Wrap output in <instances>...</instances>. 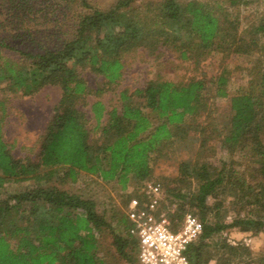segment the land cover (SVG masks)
<instances>
[{"label":"trees","instance_id":"trees-1","mask_svg":"<svg viewBox=\"0 0 264 264\" xmlns=\"http://www.w3.org/2000/svg\"><path fill=\"white\" fill-rule=\"evenodd\" d=\"M51 1L37 0L40 5H36L34 0H0V7L7 5L10 10V16L0 18V83L22 94L47 83L62 89L55 113L38 140V161L13 154L4 138L2 114L7 105L0 97V264H107L99 253L97 232L108 227L122 260L137 264V241L128 234L130 225L124 214L120 217L122 232H117L97 210L94 199L51 183L61 170L64 178L75 179L83 170L104 181L118 179L123 190L132 177L146 179L152 173L150 153L177 135L187 115L202 111L206 83L203 78L150 80L132 92L121 90L120 106L109 109L102 100L87 98L103 88L91 87L82 70L103 75L105 84H116L123 74V56L140 46L153 49L169 42L185 60L199 61L218 49L228 50V55H264V16L241 30L238 17L232 18L224 7L216 8L206 0H160L143 14L134 9L142 0H117L109 10L86 0H54L62 4L58 8L62 17L68 7L82 9L68 21V36L55 38L54 44L33 37L21 46L22 33L30 36L33 31L21 32L19 21L35 12V7L46 14L53 12ZM239 1L230 0L235 5ZM226 40L229 42L224 45ZM227 82L225 68L218 83ZM218 93L231 98L232 113L223 143L230 148L238 142L251 145L257 156L255 170L262 177L258 190L243 180L241 195L234 202L239 200L246 206L263 199L260 205L264 208V72L261 79H251L238 91L220 88ZM87 106L96 120L92 128L87 124ZM155 119L161 120L159 124ZM95 130L99 137L91 142ZM180 177V181L196 180L198 190L193 199L203 211V234L187 251L191 264H204V240L224 229L264 231V215L257 216L254 208L226 222L229 210L222 212L219 202L208 204L207 197L224 187L226 174L212 172L200 159H185L180 164ZM29 180L37 185L8 186ZM124 194L127 202L131 195ZM212 210L216 220L210 222L207 218ZM260 264H264V257Z\"/></svg>","mask_w":264,"mask_h":264},{"label":"rangeland","instance_id":"rangeland-1","mask_svg":"<svg viewBox=\"0 0 264 264\" xmlns=\"http://www.w3.org/2000/svg\"><path fill=\"white\" fill-rule=\"evenodd\" d=\"M86 1L103 10H109L117 2V0ZM158 1L160 0L138 1L134 9L143 14L149 8L154 9ZM206 1H210L216 8L218 5L224 7L232 18L238 17L242 22L241 30L249 28L251 23L264 16V0H240L237 5L230 0ZM34 2L37 3V0ZM51 2L55 7L53 12L46 14L35 7V12L28 13L23 20L19 21L21 29H18L21 32L33 31L30 36L22 33L21 46H23L21 42H28L33 37L45 39V44H54L55 38L61 40L68 36V21L74 15L78 16L82 9L78 6L68 7L63 10L65 16L62 17V11L58 10L62 4L54 0ZM9 12L7 5L0 7V18H7L8 15L10 16ZM8 24H10L8 28L12 29L11 23ZM228 42L229 40L224 41V45ZM122 61L123 74L116 84H105L106 79L103 75L92 72L90 69L82 70L91 87L103 88V91L98 94L90 93L87 97L90 101L100 99L109 109L120 106L121 90L132 92L135 88L144 87L150 80L155 79L186 82L190 78H203L206 83L202 100L205 105L202 111L196 115H187L185 123L177 130V135L150 153L152 173L149 177L160 180L166 193L172 195L177 201L174 219L182 221L188 212L197 214L200 218L203 216L201 207L193 199L198 190L196 180L194 178L179 180L181 178L180 164L185 159H200L206 162L212 172L227 175L224 187L207 197L208 204L213 205L219 202L223 205L222 212L229 210L225 218L226 222H230L237 215L247 214L250 208H254L257 216L264 215V208L260 205L263 199L254 205L246 206H242L239 200L234 202V199L241 195L240 184H244L243 180L246 185L255 186V190H258L262 177L255 170L258 166L257 156L251 145L238 142L230 145V148L223 143L232 113L231 98L218 93L220 88H226L233 93L242 86H246L251 79H261L264 72V55L230 54V52L228 55V50L218 49L199 61L185 60L180 56L179 50L169 42L165 45H156L153 49L146 46L135 48L123 56ZM225 68L228 82L219 84L218 76ZM61 95V87L52 83L44 84L28 94L11 91L7 89L5 82L0 83V97L7 105L6 113H0L4 117V138L16 157L38 161L40 152L38 140L54 115ZM85 108L90 117L87 124L89 128H92L96 120L90 106ZM160 121L155 119V124H159ZM98 132L96 130L92 132L91 142L99 137ZM63 171L54 176L51 184L94 199L97 210L104 215L112 228L122 232L120 217L124 214L126 205L124 193L129 187L139 186L141 181L132 177L127 189L123 190L122 183L118 179L104 181L97 174L83 170L78 172L75 179L69 176L64 178ZM35 185L37 184L34 180H29L19 186H8L13 189ZM207 220L210 222L216 220L215 211L208 212ZM97 233L100 239L99 253L105 258L106 263L127 264L112 244L111 228H105ZM203 245L201 260L204 264H260V259L264 257V231H243L240 227H231L206 238Z\"/></svg>","mask_w":264,"mask_h":264},{"label":"built area","instance_id":"built-area-1","mask_svg":"<svg viewBox=\"0 0 264 264\" xmlns=\"http://www.w3.org/2000/svg\"><path fill=\"white\" fill-rule=\"evenodd\" d=\"M126 191L131 196L124 216L128 234L137 241V264H191L187 251L203 234L202 219L188 212L182 221L175 220L177 201L152 177Z\"/></svg>","mask_w":264,"mask_h":264}]
</instances>
